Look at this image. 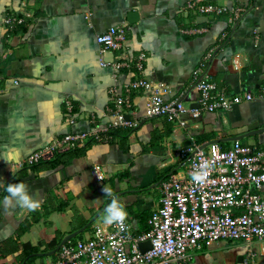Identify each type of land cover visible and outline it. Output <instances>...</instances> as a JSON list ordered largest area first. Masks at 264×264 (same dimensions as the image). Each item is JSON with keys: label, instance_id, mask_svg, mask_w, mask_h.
I'll return each mask as SVG.
<instances>
[{"label": "crops", "instance_id": "crops-1", "mask_svg": "<svg viewBox=\"0 0 264 264\" xmlns=\"http://www.w3.org/2000/svg\"><path fill=\"white\" fill-rule=\"evenodd\" d=\"M187 1L0 0V248L10 239L31 244L38 247L32 254L34 264H49L58 251L49 253L66 236L99 214L73 239L88 237L94 224L104 221L112 201L104 186L124 208L134 232L142 233L161 205L163 180L187 176V165L176 155L179 148L192 142L203 146L218 142L228 149L240 140L264 149L262 98L229 111H206L198 117L186 113L187 126L182 127L166 117H147L142 90L132 94L138 126L118 129L130 132L129 136L90 140L76 152H63L56 165L22 166L27 156L54 138L109 123L107 118L92 122L91 115L112 104L113 70L102 60L116 59L121 52L102 56L97 39L111 26H123L128 32L123 53L131 57L146 53L144 76L170 85L167 100L179 98L189 107H199L194 70L218 44L206 66L207 76L231 94L251 90L257 95L264 81V0H203L245 7L236 23L230 21V13L213 18L195 12L184 15ZM26 12L32 16L16 31H8L7 17ZM195 28L204 31L188 32ZM119 75L123 84L139 73L132 67ZM67 100L74 104L71 114ZM96 165L102 167L103 179L95 176ZM18 182L40 201L37 211L4 204L7 186ZM260 191L264 193V186ZM26 222L31 226L21 232ZM250 247L257 253L256 264H264V242L249 245L231 240L192 251L189 264H244ZM22 251L21 247L0 256V264H25L28 258L22 261Z\"/></svg>", "mask_w": 264, "mask_h": 264}, {"label": "built area", "instance_id": "built-area-1", "mask_svg": "<svg viewBox=\"0 0 264 264\" xmlns=\"http://www.w3.org/2000/svg\"><path fill=\"white\" fill-rule=\"evenodd\" d=\"M182 12L184 15L190 12L206 14L212 18L230 13V21L236 23L246 8L188 0ZM31 16L29 12L9 15L6 19L8 31H16ZM203 31V28H195L188 32ZM226 35L221 39L225 40ZM97 39L102 56L108 51L121 52L116 59L106 61L103 57L102 60L103 65L113 70L114 83L109 89L112 104L91 115L92 122L107 118L109 123L88 132H71L54 138L27 156L22 162L23 167L52 160L59 153L78 149L90 140L111 141L114 131L138 126L139 120L133 118L136 110L132 94L136 91H145L147 117H166L182 127L187 126L186 113L198 117L206 111L232 110L256 97L264 99V81L257 95L251 90L231 94L207 76L206 66L221 44L210 48L194 70L200 97L199 107L192 108L179 98L167 100L165 95L171 91L170 85L144 76L145 52L136 57L123 53L128 43L126 28L111 26L98 34ZM132 67L139 75L121 84V70ZM66 106L68 112L73 113L72 100H67ZM70 122L74 123L75 118ZM176 155L187 165V176L170 175L163 180L161 205L149 218L148 230L135 233L126 218L121 224L98 221L90 236L69 240L49 264H189L192 251L221 240L244 241L249 245L255 241L264 242V193L260 191L264 186V149L240 140H235L228 149L218 142L206 146L192 142L179 148ZM197 173H202L198 181L193 180ZM94 174L99 180L104 178L99 165L94 167ZM148 241L150 248L142 250L141 243ZM243 263H257L253 248L248 249Z\"/></svg>", "mask_w": 264, "mask_h": 264}, {"label": "clouds", "instance_id": "clouds-1", "mask_svg": "<svg viewBox=\"0 0 264 264\" xmlns=\"http://www.w3.org/2000/svg\"><path fill=\"white\" fill-rule=\"evenodd\" d=\"M8 160L10 157H3ZM207 167V165H205ZM202 173L193 175V180H200ZM103 191L106 197H111L112 201L110 205L105 209L104 223L106 224H121L126 218V212L124 208L117 202L113 196L112 191L104 186ZM4 204H13L24 209L26 212L37 211L41 204L40 201L34 199L30 194L28 187L23 182L10 183L7 186V195L4 197Z\"/></svg>", "mask_w": 264, "mask_h": 264}, {"label": "trees", "instance_id": "trees-1", "mask_svg": "<svg viewBox=\"0 0 264 264\" xmlns=\"http://www.w3.org/2000/svg\"><path fill=\"white\" fill-rule=\"evenodd\" d=\"M124 134H125V137H127V136L130 135V132H128V131L123 132L122 130H117V131L113 132L114 136H122L123 137ZM77 150L78 149L72 150V152H76ZM61 155H63V154L62 153L60 155L58 154V156L54 160L44 161V162H41V163L42 164H46V163H50L51 162L52 165H54V164L56 165L57 159ZM41 163H39V164H41ZM37 165H34L33 167H36ZM123 177L120 176V179H122ZM24 226L25 227H22L21 232L24 231L26 228H30L31 224L29 222H26L24 224ZM72 241H75V239H72ZM21 247L23 249V251L21 253V256H20L22 261H24L26 258H28V260L26 261L25 264H34V258H36V257H35V255H32V254L38 250V247L37 246H33L31 244H26V243H24L23 245H20L19 243L15 242L14 240H11V239L6 241L3 244L2 248H0V256L4 257V256H7V255H9L11 253L18 252V251H20Z\"/></svg>", "mask_w": 264, "mask_h": 264}, {"label": "water", "instance_id": "water-1", "mask_svg": "<svg viewBox=\"0 0 264 264\" xmlns=\"http://www.w3.org/2000/svg\"><path fill=\"white\" fill-rule=\"evenodd\" d=\"M110 55H113V52L112 51H108L107 53H106V56L107 57H109ZM264 130V129H263ZM259 147H260V145H259ZM108 206V205H107ZM99 215V214H98ZM98 215H96L89 223H88V225L87 226H89L97 217H98ZM87 226H85V227H83L82 229H79V230H77V231H75V232H73V233H71V234H69L68 236H66L63 240H62V242L60 243V245L54 250V251H52L51 253H49V254H55L57 251H59L60 250V248L65 244V243H67L69 240H72L73 238H75V237H77V235H79L81 232H83L86 228H87ZM141 248H142V250H147L148 248H150V242L148 241V242H143V243H141Z\"/></svg>", "mask_w": 264, "mask_h": 264}]
</instances>
